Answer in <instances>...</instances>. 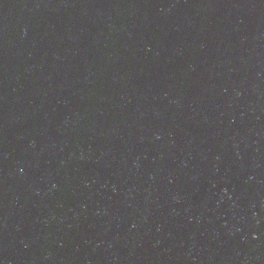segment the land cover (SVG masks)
<instances>
[{
    "label": "water",
    "instance_id": "obj_1",
    "mask_svg": "<svg viewBox=\"0 0 264 264\" xmlns=\"http://www.w3.org/2000/svg\"><path fill=\"white\" fill-rule=\"evenodd\" d=\"M0 264H264V0H0Z\"/></svg>",
    "mask_w": 264,
    "mask_h": 264
}]
</instances>
